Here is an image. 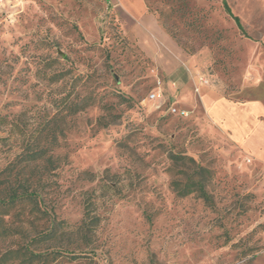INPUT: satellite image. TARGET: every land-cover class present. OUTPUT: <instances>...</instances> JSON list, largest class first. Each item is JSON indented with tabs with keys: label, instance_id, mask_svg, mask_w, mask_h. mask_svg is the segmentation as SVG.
Returning <instances> with one entry per match:
<instances>
[{
	"label": "rangeland",
	"instance_id": "obj_1",
	"mask_svg": "<svg viewBox=\"0 0 264 264\" xmlns=\"http://www.w3.org/2000/svg\"><path fill=\"white\" fill-rule=\"evenodd\" d=\"M145 2L167 33L168 15L205 84L264 103L260 12L237 22L223 0ZM159 47L116 0H0V114L13 122L0 131V170L24 136L64 117L57 153L68 163L53 198L61 248L79 256L53 264H264V157L209 125L198 101H182L183 77L155 62ZM87 205L97 219L84 237ZM13 245L0 241V255Z\"/></svg>",
	"mask_w": 264,
	"mask_h": 264
},
{
	"label": "trees",
	"instance_id": "obj_2",
	"mask_svg": "<svg viewBox=\"0 0 264 264\" xmlns=\"http://www.w3.org/2000/svg\"><path fill=\"white\" fill-rule=\"evenodd\" d=\"M226 5V1H223ZM228 6V5H227ZM177 11L176 6L170 8V16ZM237 22L240 18L233 14ZM163 24L173 38L177 33L165 19L168 15L160 12ZM190 25V24H189ZM186 49V44L181 43ZM51 79L55 75L52 74ZM83 106H76L70 113H77ZM60 111L54 113L43 126L45 134L29 133L21 140L14 156L0 170V241L11 239L13 246L0 255V264H53L58 256L68 250L61 248L59 232L64 228L65 220H58L53 194L59 170L68 162L65 156L57 153L64 146V138L58 118ZM13 124L8 115L0 114V131H5ZM12 129V128H11ZM89 181L94 180L92 173L84 170ZM89 176V177H88ZM202 195L208 198L202 185ZM96 216H90V209L85 207L80 232L87 237L95 224ZM79 255L70 254L75 260Z\"/></svg>",
	"mask_w": 264,
	"mask_h": 264
},
{
	"label": "crops",
	"instance_id": "obj_3",
	"mask_svg": "<svg viewBox=\"0 0 264 264\" xmlns=\"http://www.w3.org/2000/svg\"><path fill=\"white\" fill-rule=\"evenodd\" d=\"M116 1L127 20L134 21L136 29L160 45L154 60L165 74L183 77L180 82L182 101L187 105L198 101L197 105L209 125L226 135L236 147L264 157V103L260 100L240 102L218 95L197 76L196 58L187 54L167 33L157 16L149 11L145 0ZM223 1L239 17L253 18L255 14L250 12H260L264 17V0ZM162 43L167 49L162 47ZM195 87L198 95L194 93Z\"/></svg>",
	"mask_w": 264,
	"mask_h": 264
},
{
	"label": "built area",
	"instance_id": "obj_4",
	"mask_svg": "<svg viewBox=\"0 0 264 264\" xmlns=\"http://www.w3.org/2000/svg\"><path fill=\"white\" fill-rule=\"evenodd\" d=\"M157 96V94L155 92H152L149 96V99H153ZM170 111L172 113H176V114H179V115H182V116H185L188 114V111L187 110H184V109H180L178 108V106H176L175 104H173L171 107H170Z\"/></svg>",
	"mask_w": 264,
	"mask_h": 264
}]
</instances>
